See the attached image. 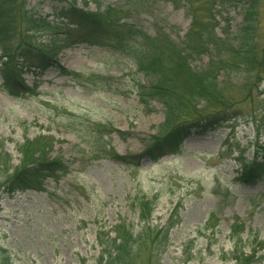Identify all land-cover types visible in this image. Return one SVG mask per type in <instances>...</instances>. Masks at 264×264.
Here are the masks:
<instances>
[{
    "label": "rangeland",
    "instance_id": "374dc122",
    "mask_svg": "<svg viewBox=\"0 0 264 264\" xmlns=\"http://www.w3.org/2000/svg\"><path fill=\"white\" fill-rule=\"evenodd\" d=\"M75 5L91 13L110 8L111 21L125 27L111 33L116 38L131 27L180 45L190 25L183 11L156 0H76ZM66 8L68 2L59 0L26 2L35 19L62 25L67 21L56 16ZM231 18L235 31L241 17L234 12ZM34 40L46 38L38 33ZM207 63L204 57L190 67L198 71ZM18 69L28 90L23 95L12 96L0 74V152L14 167L15 147L24 136L50 137L49 157L63 170L44 173L32 189L0 195V251L11 264H97L98 238H113L111 228L123 222L136 231L143 200L150 204L152 228L171 227L153 264H234L229 257L235 248L264 264V176L252 185L237 181L241 165L260 162L264 154L263 103L244 120L202 136L193 131L157 160L124 164L97 159L102 146L120 157L139 156L143 140L164 120L157 101L141 102L139 86L147 81L131 58L111 47L68 41L55 66ZM167 72L180 84L179 94H186L185 74ZM260 89L264 99V82ZM249 118L254 123H244Z\"/></svg>",
    "mask_w": 264,
    "mask_h": 264
},
{
    "label": "trees",
    "instance_id": "16d2710c",
    "mask_svg": "<svg viewBox=\"0 0 264 264\" xmlns=\"http://www.w3.org/2000/svg\"><path fill=\"white\" fill-rule=\"evenodd\" d=\"M59 1L68 2V8L61 10L56 20L67 21V25L35 19L26 11L27 0H0V74L9 93L17 96L28 91L20 80L19 65L21 69L45 71L55 66L56 54L63 43L78 41L111 47L131 58L147 81L146 87L139 86L141 102L157 101L164 112L158 132L143 140L141 155L120 157L104 144L97 159L135 165L145 157L157 160L176 150L193 131L205 135L237 119L248 118L256 105L264 104L260 89L264 82V0H156L183 11L190 20L188 33L180 45L162 34L152 38L131 27L116 38L111 33L125 27L111 21L110 8L106 13H91L78 8L76 0ZM234 12L241 17L235 31L230 25ZM38 33L46 40L36 43ZM204 57H208L204 68L191 69L192 61ZM170 70L182 72L188 78L190 87L186 94H179L176 85L179 83L167 72ZM231 89H236V93H230ZM250 122L254 123L250 118L244 123ZM52 143L50 137L24 136L23 142L15 147L19 159L14 167L11 157L0 152L1 196L11 197L32 189L44 173L53 175L63 170L49 157ZM260 158V162L253 159L241 165L238 182L252 185L264 176V154ZM138 209L136 231L123 222L111 228L113 238L107 241L98 238L101 250L97 264L154 263V253L166 245L171 227H151L147 201L143 200ZM0 253V264H11L8 253ZM229 260L234 264H256L252 256L244 257L236 248Z\"/></svg>",
    "mask_w": 264,
    "mask_h": 264
}]
</instances>
